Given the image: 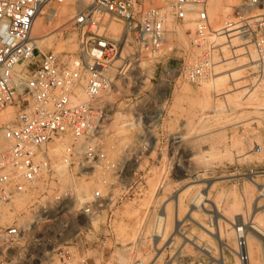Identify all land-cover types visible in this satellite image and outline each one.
<instances>
[{
  "label": "built area",
  "instance_id": "2783aa9c",
  "mask_svg": "<svg viewBox=\"0 0 264 264\" xmlns=\"http://www.w3.org/2000/svg\"><path fill=\"white\" fill-rule=\"evenodd\" d=\"M53 1L0 0V207L14 211L15 203L30 195L19 217L0 224V248L10 264H104L98 259L108 238L93 225H81L78 217L93 223L95 208L113 199L111 178L122 172L103 142L112 107L105 97L117 73L142 57H160L171 24L185 28L190 45L182 58L164 66L161 79L168 84L176 86L177 78L192 84L211 78L227 59L224 48L236 54L235 39L243 47L252 45L256 61L264 65V0H237L219 18L211 15L210 0H92L74 17L79 49L66 59L41 48L32 34L37 17L56 13ZM109 20L122 23L119 37L108 35ZM128 45L134 48L132 57L115 65ZM82 92L86 100L80 99ZM10 107L16 108L15 116L4 119ZM62 138L80 142L66 152L76 156L77 178L97 184L89 195H77L71 187L54 192L59 171L48 145ZM79 197L83 205L71 220L78 235L84 234L81 244L66 236L67 217ZM167 227V211L157 210L149 233L140 234V241L149 242L151 257L134 255L131 264H169L170 253L162 256L183 233L179 227L167 233ZM235 232L237 257L251 264L246 226L238 225Z\"/></svg>",
  "mask_w": 264,
  "mask_h": 264
},
{
  "label": "rangeland",
  "instance_id": "374dc122",
  "mask_svg": "<svg viewBox=\"0 0 264 264\" xmlns=\"http://www.w3.org/2000/svg\"><path fill=\"white\" fill-rule=\"evenodd\" d=\"M91 1L79 6L78 0H54L50 7H54L56 13L51 15L46 12V6V14L39 16L37 21L43 19L47 29L42 33L47 31L48 35L38 45L64 59L75 55L79 39L74 17ZM236 2L223 0L218 13ZM65 7L69 9L67 15L62 11ZM108 24V35L119 37L123 33L121 22L109 20ZM114 25L120 27L117 34L112 31ZM170 30L164 53L156 58L142 57L117 73L105 97L112 107L104 125L103 142L109 156L120 163L122 172L111 178L113 199L103 201L95 208L97 216L93 223L85 215L78 217L81 225H93L99 236L108 238L105 255L98 259V262L104 259V264H131L134 255L151 257L149 242L147 239L140 241V234L141 231L144 236L149 233L159 209L168 213L167 233L174 227H179L183 233L176 235L174 247L165 251L162 259L170 253L172 257L167 254L165 258L169 264H213L203 246L212 247L218 257L220 247L218 239L205 229L213 227L211 215L205 208L192 209L190 200L196 191L209 192L211 199L230 220L240 217L237 226L243 224V219L250 221L256 199L260 198L261 207L254 214L261 210L258 216L262 217L264 213V199L259 197L257 187L246 177V174H252L258 184L264 183V65L257 61L249 63L250 54L256 59L253 46L243 47L235 39L234 42H238L236 54L231 55L227 47L224 48L227 58L224 62H231L221 66L223 62L220 63L215 73L225 69V72L240 70L239 76L236 74L218 88L207 86L208 81L192 84L183 78H177L176 86L168 84L161 79L164 66L182 58L183 51L190 45L188 33V42L185 43L174 24L170 25ZM49 37L52 41H48ZM123 52L115 65L132 57L134 48L125 46ZM244 90L249 93L238 99V91ZM252 92L254 96L248 97ZM11 108L15 116L16 108ZM3 117L8 118L6 114ZM59 140L64 141V145L60 149L57 147V151ZM48 147L59 171V180L53 184L54 192L64 193L71 187L77 195H89L97 184L92 178H77L76 156L68 157L66 152L67 147L71 150L80 147V142L62 138L52 141ZM174 195H180V205L173 199ZM22 198L26 200H19L23 201V206L14 211L12 220L20 216L30 201V195ZM82 202L79 197L74 205L72 203V215L67 217L70 228L66 236L68 239L74 237L79 244L84 240V234L78 235V227L71 219L82 207ZM206 208H211V201ZM12 220L0 224L5 227ZM220 221L223 240L237 247L235 226L225 218ZM261 223L264 224V220ZM126 233L131 234L127 236ZM185 235L193 237L194 242ZM249 241L253 248L252 264H256L255 260L264 264V240L252 236ZM223 251L228 258L227 264H238L236 253L225 247ZM7 259L0 248V264H10Z\"/></svg>",
  "mask_w": 264,
  "mask_h": 264
},
{
  "label": "bare ground",
  "instance_id": "6f19581e",
  "mask_svg": "<svg viewBox=\"0 0 264 264\" xmlns=\"http://www.w3.org/2000/svg\"><path fill=\"white\" fill-rule=\"evenodd\" d=\"M92 2V1H91ZM89 3V0H78V4L79 6H83L85 4H88ZM210 3H211V6H210V13L212 16H216L217 18L220 17V13H218V11L223 7V0H210ZM83 4V5H82ZM227 7V6H225ZM224 7V11L227 9H225ZM68 8L65 7L63 8V13L64 15H67L68 14ZM222 11V10H221ZM220 11V12H221ZM222 13V12H221ZM38 18V17H37ZM40 19V18H39ZM38 19V20H39ZM176 31L179 33V36L180 37H183L184 38V41L185 43L188 42L187 41V34L185 32V28H180L179 26H176ZM189 26L193 27V24H189ZM46 25L44 24L43 22V19L42 21H35L34 23V26H33V30H32V34L33 36L36 38V41L37 43L39 44L40 42H42L43 40L46 39L48 33L47 31L45 33H42L46 30ZM112 31L114 32V34H117L120 32V27L118 26H113L112 28ZM51 34V33H50ZM52 36V35H51ZM50 41V37L48 38ZM52 41V39H51ZM71 47H75L74 45H72ZM254 54H250V62H254L256 61V59L253 58ZM237 61V60H236ZM235 61V62H236ZM231 61H225L223 62V64H220L221 65H224V64H228L230 63ZM219 67V66H218ZM236 68V67H235ZM229 69V68H228ZM230 70V69H229ZM225 70H220L218 72L215 73L216 76H212L211 78H208L207 80H203L201 83L205 82V81H208L207 82V86H210V87H214V88H218L220 86H223L225 85L227 82H228V79H233V77L238 74H240V70H236V71H233V72H225ZM238 72V73H237ZM236 77V76H235ZM236 85V83L234 84ZM238 86H239V82H238ZM244 90V92H240L238 91V99L242 98L244 94H248L249 93V90L246 91ZM254 92L250 93L248 95V97H252L254 96L253 94ZM80 99L81 100H86L87 99V95L85 93H81L80 94ZM233 108V107H232ZM4 114H6V116L8 117L7 119H11L14 117V112L12 110V108H8ZM64 141H60L58 142L56 148L58 147L59 149L62 147ZM55 143V142H54ZM55 146V145H54ZM82 147V146H81ZM51 148V147H50ZM58 148H57V151H58ZM53 149V148H52ZM55 149V148H54ZM62 166V165H60ZM58 167V166H57ZM246 177L257 187L258 191H259V197H262L264 199V183H259L257 181H255V179L253 178V175L252 174H246ZM150 189V188H149ZM152 189V188H151ZM154 191V190H153ZM173 199L175 200V202L180 205V195H174L173 196ZM252 199V198H251ZM19 200H26L24 198H21ZM17 201L15 203V207H14V211H17L20 207L23 206L22 202L23 201ZM191 203H192V209L194 208H198V207H201V209L204 210V208L208 211V213L211 215V226L213 227H205L206 229V232L208 234H213L212 236L216 237V239H218V245L220 247V256H215L214 253H213V250H212V247L210 248L209 245L207 246L205 244V246H203V250L212 258V261L213 264L214 263H217V264H227L228 263V258L227 256L224 254V251H223V248H228L230 249L233 253H236L235 251V248L232 247L228 242L224 241L223 238H222V223H221V219L222 218H225L226 220H228L232 226H235V230H236V227H237V221H239L241 218L240 217H236L234 218V221L233 220H230L229 218H227L224 213L221 211L220 207L218 206L219 204L215 201H213L210 197V193L209 192H205V193H202L201 191H196L195 194L193 195L192 199L190 200ZM211 201V208H206V205L208 204V202ZM20 202V203H19ZM260 198L259 200L256 199V205L254 207V212L259 209L261 207L260 205ZM14 211L12 210H9L8 207H5V206H2L0 207V214H1V217H0V222L3 223V222H6V221H10L12 220L13 216H14ZM261 211V210H260ZM258 211L257 213L252 214V216L250 217V221L246 222L244 219H243V224L246 226V229H247V232H248V235H247V238L249 240L250 237L254 236L256 237L257 239H259L260 241L264 240V224L261 223L262 220H264L262 217L264 216V213H262L261 215H263L262 217L261 216H258V213L260 212ZM169 218V217H168ZM193 218V217H192ZM197 221V220H196ZM200 225V224H199ZM204 227V225H202ZM123 227V226H122ZM121 228V227H120ZM127 229V228H126ZM168 229V228H167ZM128 231V230H127ZM121 232V231H120ZM126 232V231H124ZM130 232V231H129ZM129 233H126V235L128 236ZM131 234V233H130ZM129 234V235H130ZM124 235L123 233H121V236ZM125 235V236H126ZM124 238V236H122ZM185 237H187V239L191 242H194V239L193 237L190 238L188 237L187 235H185ZM195 237V236H194ZM126 238V237H125ZM124 238V239H125ZM127 239V238H126ZM200 239V238H199ZM186 241V240H185ZM196 244V243H195ZM202 248V246H201ZM248 248H249V253L250 255H253V251H252V245H250V241L248 242ZM125 256V254H124ZM251 258H253L251 256ZM239 260V259H238ZM256 264H260V260H255L254 261ZM238 264H241V262L239 261ZM251 264H252V259H251Z\"/></svg>",
  "mask_w": 264,
  "mask_h": 264
}]
</instances>
